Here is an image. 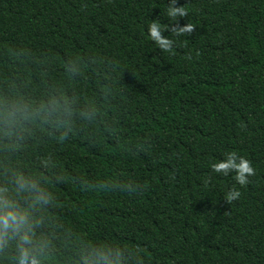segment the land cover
Returning <instances> with one entry per match:
<instances>
[{
	"label": "trees",
	"instance_id": "obj_1",
	"mask_svg": "<svg viewBox=\"0 0 264 264\" xmlns=\"http://www.w3.org/2000/svg\"><path fill=\"white\" fill-rule=\"evenodd\" d=\"M166 6L0 0V190L26 207L19 176L46 196L43 264L107 248L121 264H264V0H177L176 21ZM151 20L193 29L166 30L163 52ZM228 151L255 169L244 187L211 172Z\"/></svg>",
	"mask_w": 264,
	"mask_h": 264
},
{
	"label": "clouds",
	"instance_id": "obj_2",
	"mask_svg": "<svg viewBox=\"0 0 264 264\" xmlns=\"http://www.w3.org/2000/svg\"><path fill=\"white\" fill-rule=\"evenodd\" d=\"M177 0H167L166 15L176 21L178 17H185L186 10L182 6H176ZM192 25L186 24L182 27H171L165 29L157 20H151L147 24V36L156 47L163 52H171L175 41L163 35L167 30L176 36L192 32ZM56 102H52L53 108ZM223 159L213 160L210 164L211 172L220 176H229L236 185L244 187L249 183V177L255 175V169L251 161L244 156L238 155L235 151H228L222 154ZM34 185L30 184L23 177H16L15 191L25 193L30 197L28 205L21 206L12 197L5 196L0 190V254L5 249L13 247L15 251V264H43L46 257L43 253L47 249V242L36 238L35 229L39 220L32 214V209L37 203H47L46 196L34 195ZM239 189L230 188L224 195L228 203L240 198ZM94 260L91 264H121V253L119 249L107 248L93 251Z\"/></svg>",
	"mask_w": 264,
	"mask_h": 264
}]
</instances>
